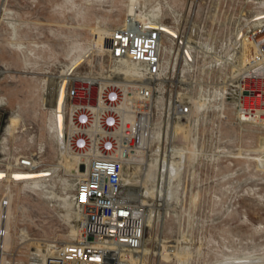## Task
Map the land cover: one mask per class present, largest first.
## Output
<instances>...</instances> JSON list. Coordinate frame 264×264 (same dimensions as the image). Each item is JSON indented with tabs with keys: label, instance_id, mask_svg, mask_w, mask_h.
<instances>
[{
	"label": "rangeland",
	"instance_id": "obj_1",
	"mask_svg": "<svg viewBox=\"0 0 264 264\" xmlns=\"http://www.w3.org/2000/svg\"><path fill=\"white\" fill-rule=\"evenodd\" d=\"M261 13L264 0H0V172L15 173L18 160L31 156L38 167L32 175L39 176L0 181V205L9 195L10 216L8 239L0 236V262L25 264L31 243L73 239L72 196L79 174L66 167L63 121L60 135L53 128L62 75L87 72L94 58L100 62L110 29L146 20L162 24L174 37L180 32L191 41L213 40L215 46L224 33L226 54L236 52L237 58L204 71H199L202 59L197 61L191 74L195 112L187 120L191 143L182 149L184 164L170 186L167 169L151 181L161 191L145 198L148 213L137 264H264V124H239L233 100L211 99L214 89L233 81L234 66L242 62L235 44L241 38L246 51L243 37ZM239 31L244 35L236 40ZM206 47L198 49L206 54ZM155 121L151 139L161 134L158 127L172 126L159 116ZM174 138L178 144L179 135ZM179 149L174 146L173 153ZM161 155L167 156L163 146H152L143 161L126 167L124 180L132 189L144 192L146 163ZM1 226L0 221V232ZM164 246L174 253L163 257ZM175 252L185 257L177 259Z\"/></svg>",
	"mask_w": 264,
	"mask_h": 264
},
{
	"label": "built area",
	"instance_id": "obj_2",
	"mask_svg": "<svg viewBox=\"0 0 264 264\" xmlns=\"http://www.w3.org/2000/svg\"><path fill=\"white\" fill-rule=\"evenodd\" d=\"M262 15H255L247 27L246 38L252 43H248L245 62L234 66L233 81L218 87L225 93L214 97L216 102L234 101L239 124H264V34L255 37L264 32V21L251 25ZM239 35L244 33L239 31L236 40ZM177 38L180 48L170 66L164 50L168 38L161 26L141 22L116 26L107 34L100 62L94 58L87 72L62 75L66 85L61 138L66 150L76 156L77 169L82 168L72 196L76 235L49 244L45 253L30 251L25 264H130L139 251L148 212L140 195L124 184L126 167L139 163V154L148 155L152 146L162 145L163 154L173 153L175 144L166 137V127H158L161 134L151 139L155 118H165L167 125L192 118L196 81L191 74L197 71L199 58L200 71L237 58L236 52L226 54L224 33L216 46L213 40L191 41L180 32ZM240 39L235 45L241 48V58ZM188 40L193 44L190 49L183 47ZM205 46L208 50L203 54L198 48ZM16 170L31 172L38 167L31 156H23Z\"/></svg>",
	"mask_w": 264,
	"mask_h": 264
},
{
	"label": "bare ground",
	"instance_id": "obj_3",
	"mask_svg": "<svg viewBox=\"0 0 264 264\" xmlns=\"http://www.w3.org/2000/svg\"><path fill=\"white\" fill-rule=\"evenodd\" d=\"M264 21V18L262 19H257L255 20L251 25L252 26H256V25H259L261 23H263ZM150 21H142L141 23L147 25V26H161V28L165 31L166 33V37L168 38V40L165 41V44H164V50L167 52V56H166V61L170 63V66L172 64V61L173 59L175 58L176 54H177V49L180 48V46H178V43H177V36L174 37V33L171 32L170 30H168V28L164 27L162 24H158V23H152V25L149 24ZM128 23H123V25H127ZM169 27V26H168ZM171 28V27H169ZM171 36V37H170ZM174 37V38H172ZM176 39V40H175ZM247 41V43H252L251 41H249L248 39H246L245 37H243V43L244 41ZM172 41H174L175 45H172ZM187 41H186V45L183 46L187 49H190L192 47L193 44H191V46H188L187 45ZM105 44V42H104ZM181 47V48H183ZM246 48V47H245ZM174 50H175V55L174 57H172L173 53H174ZM104 52V51H103ZM169 52H171V55L169 57ZM246 52V51H245ZM245 52L243 50L242 52V56H241V59H242V63L245 62ZM170 59V60H169ZM191 65H194V62L191 63ZM215 67V66H214ZM200 71V70H199ZM57 85V84H56ZM55 85V86H56ZM65 85H66V81H62L61 84H60V87H59V90H58V93H57V96H56V99H55V102L53 104V108H54V111H53V118L55 116V125L53 128H55V130L57 131V133L60 135L61 133V124H62V115H63V112H62V108H63V105H62V102H64V96H65ZM200 89V88H199ZM57 92V91H56ZM216 93L213 92V94L211 95V99H214L215 95L217 94H221L223 95L225 93V90H218L216 89L215 91ZM218 92V93H217ZM208 93V92H207ZM55 94V93H54ZM196 95V94H195ZM198 96V95H197ZM194 97V96H193ZM210 100V99H209ZM220 100H224V99H220ZM219 100V101H220ZM193 105H194V109L193 111L195 112V104H194V100H193ZM193 112V114H194ZM16 122H17V119L16 118H12L11 119V125L12 126H15L16 125ZM187 119L186 120H183V122H179V123H174L170 129L169 127L166 128L165 130V134H166V137L167 135L170 136V138L172 139V137L174 138L175 136H178L180 137V142L178 144H175V146H180L181 149L177 150L176 153H173L171 155H168V154H163V157L166 156L165 158H162V155L160 158H153L151 159V161H147L146 163V170H147V174H146V178L144 179V181L142 182V187L144 188V192H140L139 189H132V186L133 183H129V179L128 180H124V184L126 187H130V191L134 192L135 194L139 195L140 193H142V198H140L141 202L143 204H147L146 203V199L147 198L146 196H150V197H157L159 192L161 190H159V185H158V182L156 185H152L151 184V181L152 179H154L155 177V173H157V175L159 176L160 174H163L165 169H167V176H168V181H167V184L170 186V183L175 180V178L178 177V172L181 168V166L184 164V160H185V152L182 150L183 148H187L189 146V143H191V139H190V131H189V125L187 123ZM53 126V125H52ZM163 130V129H162ZM164 132V130H163ZM170 132V134H169ZM159 134L157 133V135L154 137V138H158ZM163 136V135H162ZM163 138V137H162ZM175 139V138H174ZM62 141V140H61ZM176 143V142H174ZM64 145V144H63ZM191 145V144H190ZM192 146V145H191ZM160 149H156L155 150V154H158L156 152H159ZM68 151L66 150L65 147H63V155L64 156H67V159H66V162L69 163L66 167H71L72 169H77L76 167V163H77V158L75 155H66ZM68 154V153H67ZM70 154V153H69ZM160 155V154H159ZM71 156H73L71 158ZM168 157V158H167ZM146 158V157H145ZM144 159V155H140L139 154V158H138V161L139 163L141 161H143ZM34 160V159H33ZM144 160V162H146ZM137 163V164H139ZM34 164H35V161H34ZM142 164V163H141ZM33 172H36V171H24V170H15V173L14 172H9L8 175L6 176V174H2L0 172V181H7V182H10V180H31V179H35V178H38L39 176L37 175H32ZM77 172L78 174L80 175L81 172H82V168H78L77 169ZM144 176V175H143ZM163 176V175H162ZM11 178V179H10ZM123 178H124V174H123ZM158 178V177H157ZM141 179V178H140ZM157 180V179H156ZM163 180V179H162ZM12 181V182H13ZM128 184V185H127ZM154 184V183H153ZM8 186V185H7ZM5 187V186H4ZM10 187V186H9ZM6 189V187H5ZM7 190V189H6ZM9 190V188H8ZM12 190V189H11ZM164 190V189H163ZM6 193V192H5ZM170 193H173L171 191V188L169 187L168 188V197L170 198ZM12 195V194H11ZM9 197V195H8ZM8 197L6 196V202L7 204L4 206L0 205V221L2 222V226H1V229L3 230V233L0 234L1 238L6 241L8 239V233H9V219H10V216L8 215V207H9V201H8ZM11 199V198H10ZM10 213V212H9ZM147 220V219H146ZM1 230V231H2ZM73 234L71 235V237H75L76 235V231L74 230V232H72ZM2 242V241H1ZM3 243V242H2ZM31 249H36V250H41L42 252H47L49 251L50 249V245L49 244H41V243H31V248H30V251H32ZM173 251V250H172ZM172 251H169V247L168 246H164L163 247V251H162V256L163 257H168L169 253L172 252ZM139 253V251H138ZM174 253V251H173ZM175 256L176 258H183L185 257V254L183 253H177L175 252ZM138 259V258H137ZM137 259L135 257V254L132 255V257L130 258V264H137ZM1 260V259H0ZM0 264H3L2 261L0 262Z\"/></svg>",
	"mask_w": 264,
	"mask_h": 264
}]
</instances>
